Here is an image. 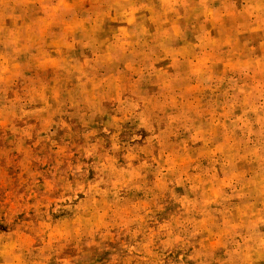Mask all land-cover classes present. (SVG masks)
<instances>
[{
	"label": "rangeland",
	"instance_id": "obj_1",
	"mask_svg": "<svg viewBox=\"0 0 264 264\" xmlns=\"http://www.w3.org/2000/svg\"><path fill=\"white\" fill-rule=\"evenodd\" d=\"M0 264H264V0H0Z\"/></svg>",
	"mask_w": 264,
	"mask_h": 264
}]
</instances>
